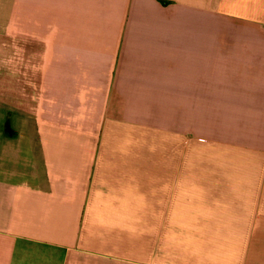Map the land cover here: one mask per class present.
Wrapping results in <instances>:
<instances>
[{
	"label": "crops",
	"instance_id": "0c3cea01",
	"mask_svg": "<svg viewBox=\"0 0 264 264\" xmlns=\"http://www.w3.org/2000/svg\"><path fill=\"white\" fill-rule=\"evenodd\" d=\"M2 70L0 264H264V0H0Z\"/></svg>",
	"mask_w": 264,
	"mask_h": 264
},
{
	"label": "trees",
	"instance_id": "16d2710c",
	"mask_svg": "<svg viewBox=\"0 0 264 264\" xmlns=\"http://www.w3.org/2000/svg\"><path fill=\"white\" fill-rule=\"evenodd\" d=\"M5 130H6V132H11V130H10L9 126H8V122H6V124H5Z\"/></svg>",
	"mask_w": 264,
	"mask_h": 264
},
{
	"label": "rangeland",
	"instance_id": "374dc122",
	"mask_svg": "<svg viewBox=\"0 0 264 264\" xmlns=\"http://www.w3.org/2000/svg\"><path fill=\"white\" fill-rule=\"evenodd\" d=\"M8 70H2L1 72H0V76H5L6 75V73L8 74V72H7ZM5 74V75H4Z\"/></svg>",
	"mask_w": 264,
	"mask_h": 264
}]
</instances>
